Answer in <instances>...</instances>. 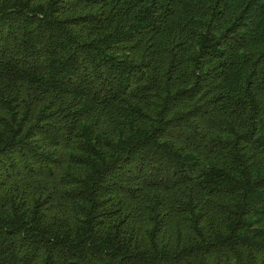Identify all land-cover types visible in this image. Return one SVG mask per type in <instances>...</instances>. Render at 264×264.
Here are the masks:
<instances>
[{
	"label": "trees",
	"instance_id": "trees-1",
	"mask_svg": "<svg viewBox=\"0 0 264 264\" xmlns=\"http://www.w3.org/2000/svg\"><path fill=\"white\" fill-rule=\"evenodd\" d=\"M0 264H264V0H0Z\"/></svg>",
	"mask_w": 264,
	"mask_h": 264
}]
</instances>
